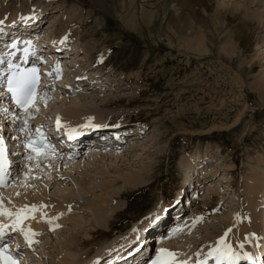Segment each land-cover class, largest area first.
Returning <instances> with one entry per match:
<instances>
[{
	"label": "rangeland",
	"instance_id": "rangeland-1",
	"mask_svg": "<svg viewBox=\"0 0 264 264\" xmlns=\"http://www.w3.org/2000/svg\"><path fill=\"white\" fill-rule=\"evenodd\" d=\"M253 1L257 0H0V22L14 23L26 12H43L39 27H35L40 29V44L50 49L63 36L65 45L72 46L66 50L64 44L58 45L66 56L62 61L65 70L74 66L70 70L82 74V85L77 87L80 81L64 75L62 82L57 81L64 86L48 92L53 95L49 104L69 120L74 117L65 112L79 104L84 108V118L77 119L86 123L90 115L104 121L110 118V122L117 115H133L132 122L117 119L110 124L124 131L130 127L128 131L135 132L133 137L125 133L122 140L132 138L133 146L140 147L135 154L131 147L129 153L127 145L111 140L119 146L104 157L111 155L115 161L126 156V163L108 160L90 174L87 166L98 162L90 159L94 156L90 154L71 167L65 165L66 170L61 166L51 171L64 176L71 173L62 179L69 180L66 187L45 188L47 184L39 174L18 173L12 187L1 195L0 203L6 204H0V210L24 206L26 220L20 228L24 232L32 230L33 216L41 215L44 224L31 235L34 243L29 248L33 251L27 252L25 264H96L111 256V249L135 242L145 232L152 238L159 231L163 233L168 224L177 233H171L167 243L179 235L182 261L185 253L189 257L212 245L224 246L221 240L231 246L234 258L239 259L235 251L242 252L240 259L247 252L256 260L258 249V255H264V96L258 95L253 84L258 79V85H264V21L259 25L255 17L258 9L264 10V0H258L257 5ZM236 2L243 9L230 6ZM254 28L258 29L248 31L256 53L252 80L243 72L249 63L241 50V39L246 33L243 30ZM99 59L105 62L101 65ZM89 79L93 87L99 83L100 90H90ZM65 82L73 83V87L66 88ZM85 97L95 102L90 105ZM109 100L118 104L103 107V101ZM40 114L37 118L42 117ZM138 131L140 138L136 137ZM143 167L150 176L137 180L143 183H130L139 171L145 172ZM116 178L119 182L107 193L102 194L101 188L96 189V195L81 193L84 187L105 186L108 179ZM71 191L83 202L81 208L60 197ZM112 193L123 196L117 198ZM192 193L199 197L196 204H189L190 211L178 213L172 208L179 195L189 197ZM96 196L107 199L110 209L116 208L110 218L115 228L105 223L108 220L104 221L103 215L95 216L88 209ZM49 199L59 201L54 204ZM55 210L59 212L55 214ZM54 214L56 220L48 222ZM96 229L110 236L89 254L95 245L84 248L77 243L91 241ZM209 229L216 234L206 236ZM20 233L18 240L14 238L17 245L26 240ZM71 238H77V243L70 244Z\"/></svg>",
	"mask_w": 264,
	"mask_h": 264
},
{
	"label": "bare ground",
	"instance_id": "bare-ground-1",
	"mask_svg": "<svg viewBox=\"0 0 264 264\" xmlns=\"http://www.w3.org/2000/svg\"><path fill=\"white\" fill-rule=\"evenodd\" d=\"M258 1V0H257ZM257 1H253L254 3H253V5H255L256 3H257ZM257 5V4H256ZM183 6H185V7H187V5L184 3L183 4ZM230 6H232V8L234 9V10H236V9H241L243 6L239 3V2H236V3H232V4H230ZM230 6H228V8H231ZM255 7V6H254ZM243 9V8H242ZM234 14V13H233ZM25 15V14H24ZM23 16V15H22ZM36 17H38V16H36ZM230 17V16H229ZM257 19H258V22H259V25L260 24H262L263 23V21H264V10L263 9H258L257 11H256V16H255ZM17 18H18V15H17ZM5 21V20H4ZM41 21V20H40ZM1 23V22H0ZM9 24H13V22H8ZM248 24H249V22H248ZM254 26V25H253ZM6 27V26H5ZM4 27V28H5ZM35 27H39V21L35 24V26H34V28ZM255 30H251V29H246V30H243V31H246V33H244V37H243V39H241V41H243L244 42V45H243V47H242V52H243V54L246 56V63H249V66H247L246 68H245V70L243 71L244 72V74L246 75V78H248V79H252L253 80V77L250 75L251 74V72L254 74V59L256 58L255 57V55H256V53L254 54L253 53V48H251V46H252V37H250V35L248 34V31H256L258 28H254ZM1 30V29H0ZM37 29L35 28V30L33 31L32 29H30L29 31L28 30H25L24 29V33H27V34H31L32 32H34L36 35H38V32L40 33V31H38V30H40V29H38L37 31H36ZM8 31V30H7ZM6 33V32H5ZM12 33V32H11ZM241 33V32H240ZM251 35H252V33H251ZM2 37H5V34H2L1 35ZM38 37H39V35H38ZM240 37L242 38V33L240 34ZM65 39H63V36H61V38L59 37L58 39H56L55 40V43H57L58 45H62L63 46V44H64V48H67L66 50H72V46H67V45H65ZM67 41H69V39L67 38ZM48 43V42H47ZM44 44L45 43H43V44H40V40H39V45L41 46V52L43 53V55H42V58H44V56L46 57V59L48 60L47 61V67H49V64L50 63H52L53 62V60H54V54H56L57 56H59V57H57V59L58 60H60L61 61V63H62V59H64V57H66L65 56V54L64 55H62V53H64L62 50H63V48L62 47H58V45H56L55 47H51L50 49L48 48V49H45V47L46 46H44ZM50 43H48V45H49ZM53 45V44H52ZM50 47V46H49ZM77 50V49H76ZM57 51V52H56ZM67 53V52H66ZM247 53V54H246ZM59 54V55H58ZM68 54H71V53H68ZM239 54V53H238ZM53 55V56H52ZM56 59V58H55ZM101 61L102 62H100V64L102 65V63H104L105 61H103L102 59H101ZM42 64V63H41ZM248 65V64H247ZM70 67H74V66H69L68 67V70H65V67H64V65H63V70H64V73H65V75L66 76H68V78L69 79H73L74 81H80L79 79H82V74L81 75H78V74H76V72H74L73 73V71H72V69L70 70ZM1 70H3V66H0V96H1V98H0V103H3L4 104V106L6 107V108H2V109H0V115H1V112H5V110L6 109H10V108H14L11 104H10V95H9V92H7L6 91V85L3 83V80H2V74H1ZM43 70H45V69H43ZM83 72L85 71L84 69L82 70ZM63 72V71H62ZM88 81H90V83H89V89L90 90H94V91H97V90H100V87H99V83L98 84H96L94 87L92 86V84H91V82L93 83V80L91 79H89ZM59 82H62V81H60L59 80ZM44 84V83H43ZM60 84V83H59ZM73 84V83H72ZM75 84V83H74ZM103 84V83H102ZM253 84L255 85V86H257V88H256V91L259 93L258 95L259 96H264V89H261L260 87H264V85H261V86H259L258 85V79H256V80H254L253 81ZM55 85H56V83H55ZM78 85V84H77ZM81 85H82V81H80V83H79V86H77V87H81ZM94 85V84H93ZM45 86V85H44ZM66 86V85H65ZM86 86V85H85ZM60 87H62V86H60ZM73 87V86H72ZM103 87V86H102ZM43 89V88H42ZM59 89V88H58ZM104 90V89H103ZM5 95H8V100H6V101H3L4 100V97H5ZM84 98V97H83ZM82 98V99H83ZM85 102H89V104L91 105V104H93V102H95V100L92 98V97H89V98H87V97H85V99H83ZM104 103H103V107H107V108H111V107H115L118 103L117 102H115V103H113V102H111L110 100L109 101H103ZM94 108V107H93ZM15 109V108H14ZM84 109V108H83ZM83 109L80 107V105L79 104H75V105H73L72 106V108H70V111H66L65 112V114H68L70 117H74V118H72V119H70L69 120V118L68 119H66V120H64L63 119V129H73V130H80V131H82V133H83V135L85 134V132H90L92 129L90 128V126H103L102 124H104V125H107V126H113V125H111L110 123L113 121V120H116V121H119V120H117V119H122L124 122H132V120H133V118H132V116L131 115H127V114H124V115H117V116H115L113 119H111L112 121L110 122V118L109 119H107V120H99L98 118H94V117H91V115L88 117V118H85V119H89V121L88 122H90L91 124L89 125V127H88V125L87 124H89V123H86V122H80V121H78V119H77V117H81V118H84L83 117V114H82V112H83ZM75 111V112H72V111ZM14 112H17L16 114H15V117L17 118V121H21V118L22 119H29V120H32L33 119V117H34V109H29L28 111H26V112H22V113H20V112H18L17 110H15ZM37 112V111H36ZM7 112H5V113H2V116L4 115V114H6ZM8 113H10V111H8ZM40 113H42V111H39V114ZM85 115V114H84ZM21 116V117H20ZM62 116V115H61ZM64 116V115H63ZM5 117V116H4ZM9 116H7V118H8ZM66 117V116H65ZM46 119L48 120V118L46 117ZM44 117H41V118H37V117H35V119H33V120H36L38 123H43L45 120H46ZM143 121H145V120H143ZM15 122L16 121H14V120H9L8 121V124L5 126V129H6V131H7V133H9L10 132V130H13V131H15V132H17V127H14L15 125H17V124H15ZM24 123H27V120H24ZM95 124V125H94ZM118 124V123H117ZM13 127V128H12ZM114 127H116V128H118L117 130H119V132H123L122 133V135L124 136V134L125 133H130V134H132V136L131 137H133V135H134V133L135 132H133V131H128L129 129H130V127H128V128H124L125 129V131L123 130V129H120L121 127H117V126H114ZM88 128V129H87ZM116 130V131H117ZM98 131H102V133L103 134H106V133H108L109 131L107 130V129H99ZM139 132V131H138ZM98 132H97V130H96V132L95 133H87V134H97ZM11 137V136H10ZM137 138H140V137H142L141 136V134H140V132H139V134L136 136ZM109 138H105V137H103V141H102V143H100L98 146H100V148L101 147H103V145L104 146H106L107 147V149L106 150H103V148L102 149H100V148H97V149H91V150H89L88 151V153H87V155H85V159H87V156H90V154L93 156L92 158H90V159H95L96 158V160H98V162H95V163H93V164H90L89 166H87V171H88V173H90V174H92V173H94V171H95V169H97L96 167L100 164V163H104V162H107L108 160L111 162V163H117V162H119V163H126L127 162V160H128V158H125L126 156H124V157H122V158H117L118 160H116L115 159V161H113V160H111V159H113V156H111V155H109V159H106L104 156H108V153L109 154H111V152H108L109 150H111L112 148L113 149H115V147L117 146H119L120 145V143H122L121 142V140H122V137H120L119 136V139L118 140H116V137L114 136V139H115V141L114 142H117L119 145H115V144H111V140H108ZM124 139V138H123ZM128 139H130V143H128L127 141H128ZM127 140H126V143L125 144H123V145H127V147H128V151H129V153H130V149H131V147H132V151H133V153L135 154V152H137V151H140V150H138V149H140V147L139 146H137L136 145V147H138V148H135V146H133V141L131 140L132 138H128ZM83 139H81V140H75V141H73V142H70V143H68V146L69 145H71V147L73 148V147H78L79 145H81L80 144V142L82 141ZM85 140V144L87 145L88 143L86 142L87 140L86 139H84ZM110 143L109 145H106L108 142ZM107 142V143H106ZM82 143V142H81ZM83 143V144H84ZM77 144H79V145H77ZM82 144V145H83ZM95 144V143H94ZM103 144V145H102ZM90 145V144H89ZM98 146H95V147H98ZM91 148V147H90ZM112 149V150H113ZM144 149V148H143ZM98 151H100V154H98L99 152ZM79 152H80V150H79ZM78 152H76L75 153V155L77 154ZM98 154V155H97ZM105 154V155H104ZM99 156V158H102V157H104L103 159H99V158H97ZM115 156H116V154H115ZM120 156V155H119ZM116 158V157H115ZM45 158H40V159H38L34 164L36 165L37 164V166H32L31 164L30 165H27L26 167H25V169L26 170H29V172H32L31 174H33V176H35V174H39L40 175V177H39V179H43L44 180V182L47 184L46 186H45V188L46 187H53V188H58V187H60V186H62V187H66L67 186V184H69V180L67 181V180H62V179H64V178H68L69 177V175H71V173H68V175H66V176H64V175H62V174H60V171H54L55 173H51V171H53V170H55L56 168H58V169H60V167L62 166V168L63 167H65V165H67V167H71L70 165L71 164H74L76 161H73V162H67L66 161V159H65V161L64 162H60V161H58L57 163H55V162H53V163H51V165L50 166H48V167H44L43 166V163H42V161L44 160ZM106 159V160H105ZM120 159V160H119ZM264 162V161H263ZM92 163V162H91ZM108 165V164H107ZM113 164H111V166H112ZM59 166V167H58ZM73 166V165H72ZM44 167V168H43ZM95 167V168H94ZM22 168V167H21ZM63 169H65L66 170V167L65 168H63ZM99 169V168H98ZM13 170H15L14 168H13ZM13 170H12V172H13ZM47 170H50V172H47ZM113 170H115V169H113ZM143 170H144V167H143ZM150 170V169H149ZM86 171V172H87ZM145 172H143V171H139V173L138 174H136V178H131V179H133V181H131L130 179H129V181H130V183L131 182H133V184L136 182V183H143L142 181H143V176H147V177H149L150 176V172H148V171H146V169L144 170ZM65 172V171H64ZM145 173L147 174V175H145ZM31 174H29V175H31ZM86 174L84 173L83 174V176H85ZM60 176V177H59ZM74 176V175H73ZM74 178V177H73ZM17 179V178H16ZM15 179V180H16ZM118 179L119 178H116V179H108V182L107 183H109L108 185H105V186H101V187H99V186H96V187H93V186H91L90 188L89 187H84V188H82V194H83V196H87V195H90V193L91 194H93V195H96V189L97 188H101L100 189V191H101V193L103 194V193H107L108 192V190H110V189H112L115 185V183L116 182H119L118 181ZM139 179H142V181L140 182V181H137V180H139ZM85 180H87V178L85 179ZM50 181V182H49ZM44 183V184H45ZM106 183V182H105ZM42 184V183H41ZM80 185H81V183H80ZM79 185V186H80ZM137 185V184H136ZM82 186H84L83 184H82ZM36 187V186H35ZM81 187V186H80ZM44 188V189H45ZM194 188V187H193ZM8 189L9 188H7V189H1V191H0V199L2 198L1 197V195L3 194V192L4 191H8ZM48 189V188H47ZM112 191V190H111ZM263 191V190H262ZM195 193V192H194ZM113 195H115V196H117V198H122V196L123 195H120L119 193H112ZM4 196V195H3ZM76 196H78L76 193H75V191H71L69 194H68V196H65V195H62V196H60L61 198H65V199H68V202H70L71 204H72V207H78V208H81V205L83 204V202H81V201H79V198H77ZM80 196H81V194H80ZM59 197V198H60ZM190 197V196H189ZM199 197V196H198ZM195 199H193V201H195L194 203H192L193 201L192 200H190V204H192V205H194V204H196V202L198 201V199H196V197H194ZM191 199V198H190ZM58 200V199H57ZM56 199H49V202H51V203H54L55 204V202L57 201ZM82 200H84V199H82ZM59 201V200H58ZM4 202H2V204L1 205H4L3 204ZM30 203V202H29ZM58 203V202H57ZM31 204V203H30ZM33 204V203H32ZM60 204V208H64V206H63V204H61V203H59ZM70 204V205H71ZM34 205V204H33ZM84 205H85V202H84ZM13 206V205H12ZM11 206V208L8 206L7 208L8 209H6V207H5V210H0V212H4V211H7L8 213H11L12 215L11 216H8V215H3V218H1L0 220L2 221V222H5V221H10V222H12V224L13 225H15V227H13L16 231H21V233L20 234H23L24 235V237L23 238H25V234H27V236H28V239H32L31 238V235H33V232L37 229V228H39V227H41L42 225H44V224H42V222H41V219H40V216L41 215H37V216H33L32 218H31V228H32V230L30 229L29 230V232L28 231H26V232H24L23 231V229L22 230H20V228H22V224H24V222H25V220H26V213L25 212H23L22 211V208L24 207H21V206H18V205H16L15 207H12ZM58 207V206H57ZM87 207V206H86ZM110 207H111V205H110V203L107 201V199H103V200H101V199H98L97 198V196H96V199H94L92 202H90V205H89V207H88V209L90 208L92 211H94L95 212V216L97 215H103L104 216V221H105V219H107L108 221L107 222H105V223H107L108 224V226L110 227V228H115V225H114V223H112L111 221H110V218H113V215L115 214V212H116V208H111L110 209ZM189 208H190V206H189ZM2 209V208H1ZM4 209V208H3ZM58 209V208H57ZM19 211H22V212H20L21 214L18 216L17 214L19 213ZM57 211L59 212V210H55V214H57ZM62 211V210H61ZM103 211H106V213L104 214V212ZM64 212V211H63ZM32 213V212H31ZM53 215L50 219L51 220H48V222H50V221H55L56 220V215ZM60 214V213H59ZM21 215H24L25 216V219H24V221L22 222V224H19V221H20V218H21ZM106 215V216H105ZM101 218V217H100ZM109 218V219H108ZM97 220L98 221H100V219H96V222H97ZM44 221V220H43ZM46 222V221H45ZM17 223H18V225H19V227H18V225H17ZM44 223V222H43ZM104 223V222H103ZM168 224V223H167ZM224 226H225V224L224 223H222ZM62 225V224H61ZM103 225V224H102ZM16 227H18V228H16ZM29 227H30V225H29ZM25 228V227H24ZM27 228V227H26ZM19 229V230H18ZM37 231V230H36ZM168 229H165L164 230V232L162 233V232H160L159 231V234H160V239H158L157 241H154V243H153V245H157V243L159 242V244H160V246L163 244V243H165V241H166V243H167V240H168V238H169V236H171V233L173 234L174 232H171L170 231V233L169 234H167L168 232ZM211 231V229H209V231H207V235L206 236H208V234H211V233H215L216 234V231H213V232H210ZM28 232V233H27ZM14 233V232H13ZM94 233V236H93V239L91 240V241H88V242H85V241H81L80 240V242H79V244L77 243V242H75V239H77V238H71L72 240H71V242H70V244L71 243H77V246H83L84 248H86L85 246H89V247H92L93 245H95L94 247H92V249H90L89 248V254L90 253H94V249H95V247L100 243V241H107V239H108V237L110 236V234H107V232H105V231H102L101 229H96V231L95 232H93ZM106 237H107V239H106ZM208 237H210V236H208ZM16 238H17V235H16ZM163 238V239H162ZM106 239V240H105ZM162 239V241H160ZM180 238H179V235H175L174 237H172L171 238V240H170V242L169 243H167V244H163L161 247H166V246H168V248H170V251L169 252H173L175 255L173 256V258H175V257H179L180 258V260L182 261V258L181 257H184L183 256V254H182V248L179 250V251H177L176 249H173L172 247H174V246H178L179 244H180V242H178V241H180L179 240ZM17 240H18V238H17ZM72 241H74V242H72ZM77 241V240H76ZM96 242H98L97 244H96ZM32 244V243H31ZM125 244H127V243H125ZM125 244H123V245H125ZM14 245V244H13ZM16 245L17 244H15L14 246L16 247ZM18 245H21V243H19ZM17 245V246H18ZM91 245V246H90ZM122 245V246H123ZM73 246V245H72ZM121 246V247H122ZM262 247V246H261ZM32 248V247H31ZM155 248V247H154ZM21 249H23L22 247H21ZM109 249H111V248H109ZM261 249V248H260ZM30 250V249H29ZM112 250V254L113 253H115V249H111ZM254 250V249H253ZM32 251H33V248H32ZM114 251V252H113ZM224 251V250H223ZM256 252H255V255H256V260H257V262H258V252H259V249H258V251L257 250H255ZM237 253H238V255H240V257L239 258H241V254H242V252L240 251H236ZM34 253L36 254V255H38L39 254V252L38 251H34ZM247 253V252H246ZM34 254V256L35 257H37L36 255ZM43 254V253H42ZM103 254H101L100 256H102ZM248 255V254H247ZM40 256V255H39ZM98 257L99 259L101 258V257ZM42 257V256H41ZM107 257V256H106ZM254 257V256H253ZM167 258H169V259H172L171 257H168L167 256ZM247 258H250V259H252L251 257H249V256H247ZM246 258V259H247ZM264 259V258H263ZM186 260V259H185ZM185 260H183V261H185ZM253 260V259H252ZM256 260H253V261H256ZM63 261H64V259H63ZM182 261V263H184ZM96 264H97V262H95ZM67 264V263H66ZM141 264H143V263H141ZM258 264V263H257Z\"/></svg>",
	"mask_w": 264,
	"mask_h": 264
},
{
	"label": "snow or ice",
	"instance_id": "snow-or-ice-1",
	"mask_svg": "<svg viewBox=\"0 0 264 264\" xmlns=\"http://www.w3.org/2000/svg\"><path fill=\"white\" fill-rule=\"evenodd\" d=\"M32 87L33 85L28 81L17 82L15 86H13L12 81H9L8 90L9 92L13 93L14 98L16 99L17 103L20 106L26 107L27 105L32 103V99H31L33 95ZM33 151H37V153L39 154L37 149H33ZM22 211H25V210H22ZM31 211L33 212L36 211L35 207H33ZM0 215L11 216L12 214L8 213L7 211H4V212H0ZM17 215L19 216V213ZM13 227H15V225H13ZM25 239L26 240L28 239L27 234H25ZM219 243L224 245V248L226 250L221 251V249L217 248L216 251L220 252V254L223 256H228L229 261L231 262V257L229 256V253H231V246L225 244L223 240H221ZM6 252H7L6 247L0 248V264H18V261L13 259L10 255H7ZM161 254L167 255L168 257H173L175 255L174 253L165 252L164 250H162Z\"/></svg>",
	"mask_w": 264,
	"mask_h": 264
}]
</instances>
